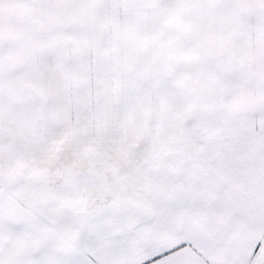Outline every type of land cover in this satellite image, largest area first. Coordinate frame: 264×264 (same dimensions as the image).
Returning <instances> with one entry per match:
<instances>
[{"label": "snow or ice", "instance_id": "snow-or-ice-1", "mask_svg": "<svg viewBox=\"0 0 264 264\" xmlns=\"http://www.w3.org/2000/svg\"><path fill=\"white\" fill-rule=\"evenodd\" d=\"M0 264H264V0H0Z\"/></svg>", "mask_w": 264, "mask_h": 264}]
</instances>
